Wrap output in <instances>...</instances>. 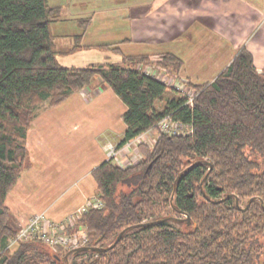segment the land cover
Instances as JSON below:
<instances>
[{
  "label": "trees",
  "instance_id": "1",
  "mask_svg": "<svg viewBox=\"0 0 264 264\" xmlns=\"http://www.w3.org/2000/svg\"><path fill=\"white\" fill-rule=\"evenodd\" d=\"M53 11L47 0H0V264H264V67L257 71L243 47L212 81L187 79L195 92L188 105L177 89L136 68L154 64L176 74L183 62L172 53L63 66ZM78 23L85 29L89 20ZM81 37L63 53L81 49ZM95 78L126 106L118 147L165 115L192 132L159 133L152 146L137 144L141 160L118 166L106 159L92 169L103 206L65 230L80 227L97 250L64 258L67 251L39 239L7 248L17 231L5 197L31 165L26 136L38 105L55 106Z\"/></svg>",
  "mask_w": 264,
  "mask_h": 264
},
{
  "label": "crops",
  "instance_id": "2",
  "mask_svg": "<svg viewBox=\"0 0 264 264\" xmlns=\"http://www.w3.org/2000/svg\"><path fill=\"white\" fill-rule=\"evenodd\" d=\"M47 1L54 10L57 58L66 67L172 53L183 62L176 74L201 84L212 81L243 47L257 71L264 67V0ZM86 18L82 29L78 20ZM77 34L83 47L64 54ZM43 106L26 136L31 165L5 197L17 224L39 212L64 222L96 194L91 171L106 160L105 145L118 143L125 131L121 115L126 106L99 78L62 103ZM134 151H123L127 164L136 158Z\"/></svg>",
  "mask_w": 264,
  "mask_h": 264
},
{
  "label": "built area",
  "instance_id": "3",
  "mask_svg": "<svg viewBox=\"0 0 264 264\" xmlns=\"http://www.w3.org/2000/svg\"><path fill=\"white\" fill-rule=\"evenodd\" d=\"M136 68L143 73L162 81L167 86L177 89L181 95L186 97V103L192 105L195 92L186 86V78L170 73L165 68H158L154 64L140 63L136 65ZM191 132L192 126L190 124H184L181 121L172 118L170 115H165L158 120L156 128L138 134L124 143L120 148H123V150H130L133 148L135 150L134 154L136 155V158L133 160L135 163L142 159V156L136 149L137 144L144 142L152 146L159 133L184 135ZM117 147V144L110 142L105 145V150L107 151L106 159L111 160L118 166L131 165V163L127 164V162H125L121 154L119 155L121 149L117 150ZM137 154L140 155V158H138ZM102 206L103 202L96 195H93L86 199L79 209L72 212L64 222H55L51 220L45 212L36 213L20 225L16 235L9 239L7 248H10L11 246L13 247L21 240L28 239H39L55 251H66L79 248L87 243L86 234L82 230L67 232L65 226L73 224L75 219L79 218L88 209L100 208Z\"/></svg>",
  "mask_w": 264,
  "mask_h": 264
},
{
  "label": "rangeland",
  "instance_id": "4",
  "mask_svg": "<svg viewBox=\"0 0 264 264\" xmlns=\"http://www.w3.org/2000/svg\"><path fill=\"white\" fill-rule=\"evenodd\" d=\"M72 94H73V93H72ZM165 94H166L165 97H170V98L173 97V96L175 95V94H174L173 92H171L170 90L167 91ZM67 98H68V97H67ZM65 100H66V99H65ZM65 100H64V101H65ZM64 101H62V102H64ZM62 102H60V103H62ZM60 103H59V104H60ZM161 103H162V102H161ZM161 103H160V102H157V103H156V106L159 107V106L161 105ZM43 105L46 106V103L44 102V103L38 105L37 111H38V110H41V109H44V106H43ZM57 105H58V104H57ZM55 106H56V105H55ZM32 120H33V119H32ZM31 122H32V121H31ZM113 144H117V143H113ZM116 149H117V150H118V149H121L119 155H120V154L122 155V154L124 153L123 151H125V152H131V151H133V148H131L130 150H129V149H126V150L124 149V150H123V148L117 147ZM104 151H105V154H106V156H107V151L105 150V147H104ZM28 156H29V160H30V163H31V158H30L29 152H28ZM137 156H138V158H140V155H139V154H137ZM131 164H132V163H131ZM243 204H244V202H240V206H242ZM14 222H15V221H14ZM14 222L11 220L10 224H11L12 226H14V228H16V231H17L22 223H21V224H19V223L17 224V222H15V225H14ZM16 224H17V225H16ZM11 247H12V246H11ZM62 251L64 252V250H61V252H62Z\"/></svg>",
  "mask_w": 264,
  "mask_h": 264
},
{
  "label": "water",
  "instance_id": "5",
  "mask_svg": "<svg viewBox=\"0 0 264 264\" xmlns=\"http://www.w3.org/2000/svg\"><path fill=\"white\" fill-rule=\"evenodd\" d=\"M235 203H236V205H238V197L235 198ZM187 222L189 223V218L188 217H187ZM121 235H122V231L118 234V236L116 237L114 243H116L120 239ZM86 249L97 250L98 248H96V247L91 248V247H88V246H81L79 248L67 251L64 258H67L68 254L71 253V252H82V251H84ZM66 264H68V262H66Z\"/></svg>",
  "mask_w": 264,
  "mask_h": 264
},
{
  "label": "bare ground",
  "instance_id": "6",
  "mask_svg": "<svg viewBox=\"0 0 264 264\" xmlns=\"http://www.w3.org/2000/svg\"><path fill=\"white\" fill-rule=\"evenodd\" d=\"M83 246H87V243L85 245H83Z\"/></svg>",
  "mask_w": 264,
  "mask_h": 264
},
{
  "label": "clouds",
  "instance_id": "7",
  "mask_svg": "<svg viewBox=\"0 0 264 264\" xmlns=\"http://www.w3.org/2000/svg\"><path fill=\"white\" fill-rule=\"evenodd\" d=\"M66 251H69V250H66Z\"/></svg>",
  "mask_w": 264,
  "mask_h": 264
}]
</instances>
